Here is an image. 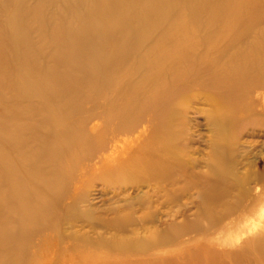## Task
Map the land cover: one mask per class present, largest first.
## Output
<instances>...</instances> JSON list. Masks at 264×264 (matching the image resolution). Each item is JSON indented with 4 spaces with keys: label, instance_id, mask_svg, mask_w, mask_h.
Returning <instances> with one entry per match:
<instances>
[{
    "label": "bare ground",
    "instance_id": "bare-ground-1",
    "mask_svg": "<svg viewBox=\"0 0 264 264\" xmlns=\"http://www.w3.org/2000/svg\"><path fill=\"white\" fill-rule=\"evenodd\" d=\"M110 1L87 4L100 7L97 21ZM178 2L135 0L118 31H102L98 48L110 49L95 54L101 92L79 121L87 163L55 210L57 239L36 238L41 264H264V13L253 14L264 0ZM1 127L0 189L20 172L10 196L28 224L61 199L43 194L57 177L10 156L18 135ZM94 181L113 195L91 197ZM11 198L0 201L4 216Z\"/></svg>",
    "mask_w": 264,
    "mask_h": 264
},
{
    "label": "rangeland",
    "instance_id": "rangeland-1",
    "mask_svg": "<svg viewBox=\"0 0 264 264\" xmlns=\"http://www.w3.org/2000/svg\"><path fill=\"white\" fill-rule=\"evenodd\" d=\"M90 1L0 0V146L4 130L1 126L8 125L16 131L19 146L17 151L8 146L10 156L22 159L24 165L40 164L46 177L49 173L56 176L57 188L45 190L44 199L56 195L61 198L55 207H47L46 215L35 217L27 224L14 210L19 206V200H12L10 196L18 188L20 172L10 178L5 193L1 187L0 201L9 196L12 202L6 216L0 203V264H5L2 260L8 255L6 264H41L40 254L33 246L36 238L38 234L49 232L57 239L53 230L59 226L55 210L61 208L73 193V187L78 184L79 168L87 163L80 158L85 137L78 131L79 121L95 111L101 92L102 80L97 75L95 54L110 49L98 48V43L103 30L111 35L115 33L112 31H118V25L115 27L117 19L128 17L126 7L134 8L135 4V0H111L109 14L97 21L93 15L100 16L102 11L99 6L94 11L87 7ZM176 1L174 6L171 5L174 10L180 5ZM263 8L253 14H263ZM131 13V17L141 14L137 9ZM50 23L61 29L48 27ZM68 25L70 29L65 30ZM31 84L37 85L38 89ZM104 85L103 90L107 93L109 87ZM8 114L9 117H5ZM91 173L92 170H87L85 177L92 179ZM35 179L27 183L38 184ZM102 189L103 185L94 181L88 192L91 197L94 193H101L105 198L113 195L111 189ZM29 194L24 198L32 199L34 194ZM7 232L10 233L6 241L9 243L5 242L7 246H4L1 236ZM214 235L207 236L205 241L212 242ZM88 247L81 248L84 255L90 253L98 257L99 252ZM3 249L11 253L5 256ZM155 256H167V251L151 257Z\"/></svg>",
    "mask_w": 264,
    "mask_h": 264
}]
</instances>
